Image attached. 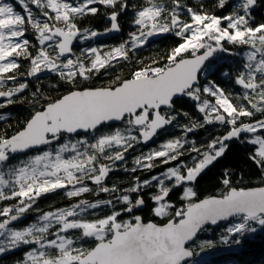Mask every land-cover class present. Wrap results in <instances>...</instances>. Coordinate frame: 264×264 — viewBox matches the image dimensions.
<instances>
[{
    "label": "snow or ice",
    "instance_id": "snow-or-ice-1",
    "mask_svg": "<svg viewBox=\"0 0 264 264\" xmlns=\"http://www.w3.org/2000/svg\"><path fill=\"white\" fill-rule=\"evenodd\" d=\"M16 3L22 12L16 11L13 3L0 0V97L8 98V104L13 103V96L28 87L27 83H19L5 88L8 81L18 80L19 58L30 62L27 76H37L47 70L74 84L77 77L87 80L93 73L113 67V61L128 60L129 52L147 44L150 37L173 33L182 42L170 50L164 66L142 67L115 87L70 91L47 102L14 135H0V201H18L16 205L0 209V216L5 217L0 221V254L21 244H34L38 248L27 252L23 264H186V260L193 256L186 244L205 225H217L237 218V222L226 228L225 243L230 237H243L248 232H255L253 224L264 226V186L233 187L227 174L222 181L227 191L219 196L197 201L194 199L196 192L188 186L182 196L186 205L174 212L169 210L175 205L167 199L174 187L195 182L221 157L227 147L225 141L239 139L241 133L264 130V119L238 125L242 117L251 118L256 113L264 116V23L250 24L253 19L251 11L257 0H242L237 10L224 16L187 7L188 20L181 18L180 0H172L171 8L155 0H147L146 5L134 13L133 24L137 30L129 33V40L103 55L96 47L87 49L83 53L89 58L87 63L79 57L61 59L72 52V44L77 37L87 40L99 34L88 29L82 32L77 20L85 15H96L100 9L93 5H103L109 10L106 15L110 28L106 31L118 32V18L129 7L127 0H81L75 4L68 0H16ZM217 3L223 8L226 0H217ZM30 4L35 5L46 19H39ZM28 27L37 34L41 46L35 56L29 51V40L23 38ZM225 42L251 49L247 53L245 71L239 73L235 81L247 90L240 99L246 101L250 108L234 104L229 95L214 84L203 87V92L215 97V102L201 100L198 73L214 53L228 51ZM157 63L153 61V65ZM180 95L200 101L199 111L205 114L206 123L218 122L230 128L223 136L213 139L203 151L193 143L190 152L197 153L193 157V166L188 167L181 162L179 166L169 167L150 179L141 181L136 177L135 183L124 189L125 193H139L155 181L158 192L151 196L155 203L152 211L156 217H168L165 223L145 222L140 215L127 220L118 219L122 213H132L134 208L145 204L142 196L134 200L123 194L116 199L125 205L124 208L95 220L84 219L83 214L103 205L113 206L111 199L80 200L71 207L42 214L40 220L43 223L32 224L22 230L9 227L42 195L65 189L64 194L72 198L93 191L85 180L97 186V194L116 192L115 186L109 188L103 183L113 165L101 161L114 164L124 160V154L130 148L151 140L159 130L172 124L176 114L162 112V109H172L174 98ZM3 107L5 104L0 103V108ZM2 119L5 117L0 116ZM112 121H122L126 127L101 133L94 137V142H89L87 137L69 139L55 150L39 152L14 165L8 163L13 154L51 145L59 141L62 134L95 133L101 125ZM202 126L193 122L191 126H185V133ZM249 142L259 146L250 159L264 172V135H256ZM185 143L188 141L183 138L168 140L160 148L137 157L136 167L131 171L136 172L138 168L151 170L158 166L157 160L164 165L179 161L185 155L182 151ZM113 148L117 150L110 152ZM166 180L174 183L167 185ZM54 225L59 227L51 233L55 238L49 239ZM70 230H79V236L73 238L63 234ZM87 240L94 241V246L78 244V241ZM235 243H240V239H235ZM204 246L201 245L202 248ZM206 246L212 247L211 242Z\"/></svg>",
    "mask_w": 264,
    "mask_h": 264
},
{
    "label": "trees",
    "instance_id": "trees-1",
    "mask_svg": "<svg viewBox=\"0 0 264 264\" xmlns=\"http://www.w3.org/2000/svg\"><path fill=\"white\" fill-rule=\"evenodd\" d=\"M6 2L13 3L16 11H23L21 6L16 3V0H6ZM68 2L75 4L81 2V0H68ZM155 2L163 3L169 8L172 7V0H155ZM241 2L242 0H226L225 6L220 8L218 7L217 0H180L182 7L179 9V12L181 18L184 20L189 19L186 13L187 7H192L194 10L206 11L217 16H224L237 10ZM146 3L147 0H127L129 7L122 11L118 18L120 24V31L118 32L106 31V29L110 28V21L106 15V12L109 10L103 5H93L98 7L100 11L96 15H85L79 18L77 25L82 32L84 29H88L89 31H96L99 34L87 40L80 39V37L76 38L77 42L74 48V54L72 56L62 57L61 59L66 60L68 58L75 59L79 57L87 63L89 58L83 55L87 49L96 47L101 50V54L103 55L110 49L118 47L120 44L128 41L129 33L137 30V26L133 24L134 13L142 6H145ZM29 6L39 19H46L35 5L30 4ZM251 15L253 19L250 21V24L252 26L264 23V0H257V4L252 9ZM23 38L29 40V51L35 56L41 47L37 39V34L28 27ZM181 42V39L173 33L158 34L150 37L147 44L129 52L128 60L121 59L119 61H113V67L101 69L98 74L93 73L87 80L77 77L74 84H69L67 81L61 79L58 74L47 70L40 72L37 76H27L26 73L30 68V62L27 59L19 58L18 62L21 67L16 73L18 80L8 81L5 88L18 86L19 83H27L28 87L23 92L13 96L11 98L13 103L11 104L7 103L8 98L0 97V103L5 104V107L0 108V116L5 117V119L0 120V135H14L24 127L25 123L36 111H41L47 102L54 101L70 91L85 88L115 87L121 80L130 79L132 73L142 67L148 65L164 66L167 63V54ZM224 46L228 51H217L213 60L200 76V82L197 86L201 88V100L207 99L211 103L215 102V97L203 92V87L214 84L223 89L234 104H244L250 108V105H247L246 101L240 99L247 90L236 84L235 81L238 74L245 71L244 66L247 63V53L251 49L245 45H232L226 42ZM44 47H47V44ZM48 50L50 53L52 52V49ZM154 60L158 61L155 65H153ZM199 104L200 101L194 100L191 97H182L175 100L172 109L163 110L162 112L176 114V120L162 130L150 145L145 146L142 142L136 144L133 148L125 152L124 160L115 161L114 164L112 161H101L113 165V170L103 183L109 188L115 186L117 188L116 192H100L97 194V186L90 180H85L87 186L93 189V191L72 198H68L64 194L65 189L42 195L35 201L32 208L25 212L18 220L13 221L9 227L22 230L32 224L42 223L40 220L42 214L71 207L80 200L95 202L111 199L114 207L103 205L97 209H90L83 214L84 219L95 220L111 214L113 210L119 211L124 208L125 205L116 199L123 194L130 195L134 200L137 196H142L145 204L133 209L132 213H122L118 219L127 220L133 215H140L145 222L165 223L168 217H156L152 211L155 203L151 200V196L158 192L155 181L152 182V186L143 188L139 193H125L124 189L130 188L135 183L136 177H139L141 181L150 179L152 176L164 173L169 167L179 166L181 162L188 167L193 166V157L197 156V153L190 152L193 143L203 151L213 139L223 136L229 130L230 126L226 124H220L218 122L206 123L205 114L199 111ZM184 113H187V115H184ZM259 119H264V116L256 113L251 118L242 117L238 121V125L241 122L251 123ZM193 122H198L203 126L185 133V126H191ZM125 127L126 125L122 122L116 125L104 126L95 133L90 132L83 136H91L89 142H94V137L101 133H111L116 128L123 130ZM256 135H264V130L257 133H241L239 139L233 138L225 141L227 147L224 154L206 168L197 177L195 182L182 184L173 188L167 199L175 205V208L169 211L174 212L176 209L186 205L187 202L182 199V196L184 189L188 186L193 187L197 194L194 199L197 201L209 196L221 195L224 191H227L222 183L225 174H227V178L230 179L231 186L233 187L252 188L264 186V172L250 159L259 147L249 142ZM177 138H183L188 141V143H185L184 149H182L185 155L181 156L179 161H173L170 164L164 165L160 164L157 160L155 163L158 166L151 170L138 168L136 172L131 171L133 167H136L135 159L137 157L147 155L149 152L160 148L168 140ZM69 139L77 140L80 139V136L62 134L59 141L42 149L19 156L12 155L8 163L14 165L19 160L26 159L39 152L49 149L55 150L60 144ZM116 150V148H113L109 151L114 152ZM165 183L171 185L174 181L166 180ZM17 203L18 201L16 199L0 201V209L16 205ZM3 219L5 217L0 216V221ZM235 222H237V218L202 229L197 239L190 245L194 257L187 264H264V226L253 224L256 231L248 232L243 237H237L240 239V243H235V239L237 238L231 237L225 243L223 238L228 235L226 228ZM58 227V225H54L50 229L49 239H53L54 235H51V233H54ZM63 234L76 238L79 236V230H70L69 233ZM208 242H211L212 247L206 246ZM78 244L84 247H91L94 246V241H78ZM201 245L205 246L202 248ZM33 249H37V245L21 244L18 248L0 254V264H23L26 260L27 252Z\"/></svg>",
    "mask_w": 264,
    "mask_h": 264
},
{
    "label": "water",
    "instance_id": "water-1",
    "mask_svg": "<svg viewBox=\"0 0 264 264\" xmlns=\"http://www.w3.org/2000/svg\"><path fill=\"white\" fill-rule=\"evenodd\" d=\"M76 42H77V41H76V39H75V40L73 41V44H72V52L69 53V54H66V56H72V55L74 54V48H75V46H76ZM215 54H216V53H214L212 57H210L207 61H205L203 67L200 69V72L198 73V84H199V82H200V76H201V74H202L203 71L206 69L207 65L213 60V58L215 57ZM198 84H197V85H198ZM76 90H83V89H76ZM65 95H66V94H65ZM182 97H188V96L180 95V96H178V97H175V98H174V101L177 100V99H179V98H182ZM162 110H168V109H167V108H163ZM120 123H122V121H112V122H108L107 124L101 125V126L99 127V129L102 128L103 126L116 125V124H120ZM167 126H168V125H167ZM167 126H165V128H166ZM165 128L159 130L158 133H157V135H158L162 130H164ZM87 133H90V132L79 131L78 133L71 134V135H72V136H77V135L87 134ZM66 135H69V134H66ZM71 135H70V136H71ZM157 135H156V136H157ZM156 136H155V137H156ZM155 137H153L151 140H149V141H147V142H142V144L145 145V146L150 145V144L152 143V141L154 140ZM54 142H56V141H54ZM54 142H53V143H54ZM46 146H48V145H43V146H40L39 148L29 149L26 153H16V154H13V155H14V156H19V155H23V154H28V153H30V152H33V151H36V150L42 149V148H44V147H46ZM134 209H135V208H134ZM232 219H233V218H230V219L227 220V221H230V220H232ZM223 222H226V221H221L220 223H223ZM220 223H218V224H220ZM218 224H217V225H218ZM213 226H216V225H205L204 228H206V227H213ZM204 228H203V229H204ZM201 230H202V229H201ZM201 230H200V231H201ZM200 231H199V232L197 233V235L193 238V240L189 241V242L186 244V247H189V248H190V245H191V244L197 239V237H198ZM190 249H191V248H190ZM191 251H192V249H191ZM192 252H193V251H192ZM193 257H194V253H193V256H192V257H190V258H188V259L186 260V264H187L189 261H191V260L193 259Z\"/></svg>",
    "mask_w": 264,
    "mask_h": 264
},
{
    "label": "rangeland",
    "instance_id": "rangeland-1",
    "mask_svg": "<svg viewBox=\"0 0 264 264\" xmlns=\"http://www.w3.org/2000/svg\"><path fill=\"white\" fill-rule=\"evenodd\" d=\"M77 38H79V37H77ZM80 39H82L81 37H80ZM84 40V39H83ZM83 135H85V134H81V135H79L80 136V139H83V138H85ZM87 137V139L89 140V139H91V136H86ZM65 155H68V154H65ZM43 223V222H42ZM55 238V236H53V239ZM37 248H38V245H37Z\"/></svg>",
    "mask_w": 264,
    "mask_h": 264
},
{
    "label": "bare ground",
    "instance_id": "bare-ground-1",
    "mask_svg": "<svg viewBox=\"0 0 264 264\" xmlns=\"http://www.w3.org/2000/svg\"><path fill=\"white\" fill-rule=\"evenodd\" d=\"M208 65H209V64H208ZM208 65H207V66H208Z\"/></svg>",
    "mask_w": 264,
    "mask_h": 264
},
{
    "label": "flooded vegetation",
    "instance_id": "flooded-vegetation-1",
    "mask_svg": "<svg viewBox=\"0 0 264 264\" xmlns=\"http://www.w3.org/2000/svg\"><path fill=\"white\" fill-rule=\"evenodd\" d=\"M163 111V110H162ZM104 127V126H103Z\"/></svg>",
    "mask_w": 264,
    "mask_h": 264
}]
</instances>
